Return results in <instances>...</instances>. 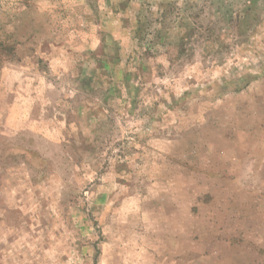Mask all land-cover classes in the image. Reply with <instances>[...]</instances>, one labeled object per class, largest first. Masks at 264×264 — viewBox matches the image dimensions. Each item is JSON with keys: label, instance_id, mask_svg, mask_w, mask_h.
<instances>
[{"label": "rangeland", "instance_id": "rangeland-1", "mask_svg": "<svg viewBox=\"0 0 264 264\" xmlns=\"http://www.w3.org/2000/svg\"><path fill=\"white\" fill-rule=\"evenodd\" d=\"M0 264H264V0H0Z\"/></svg>", "mask_w": 264, "mask_h": 264}]
</instances>
